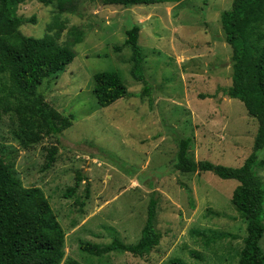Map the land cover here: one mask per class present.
<instances>
[{
    "label": "rangeland",
    "instance_id": "1",
    "mask_svg": "<svg viewBox=\"0 0 264 264\" xmlns=\"http://www.w3.org/2000/svg\"><path fill=\"white\" fill-rule=\"evenodd\" d=\"M232 1L122 8L102 0H76L72 13L36 0L16 6V16L35 19L18 28L22 36L48 35L59 45L76 38L72 62L37 89L50 108L73 118L72 125L59 137L25 150L12 139L13 120L0 117V145L13 163L14 177L22 187L42 191L63 230L60 264H167L172 259L237 264L246 237V221L230 202L237 182L173 167L176 139L190 138L187 153L193 162L237 168L252 151L257 122L241 102L223 93L231 86L232 53L219 16ZM133 24L140 26L138 44L153 88L150 97L140 96L142 86L130 76L129 48L113 51ZM103 71L116 72L131 96L99 107L92 94L93 75ZM3 82L0 74V96ZM57 141L55 163L45 169L46 151ZM258 156L264 157V149ZM79 171L86 180L64 198ZM257 174L264 183V169ZM86 183L89 196L84 200ZM153 192L158 194L155 228L161 238L150 253L110 252L96 258L79 250L82 242L135 244ZM261 248L264 252V235Z\"/></svg>",
    "mask_w": 264,
    "mask_h": 264
},
{
    "label": "trees",
    "instance_id": "2",
    "mask_svg": "<svg viewBox=\"0 0 264 264\" xmlns=\"http://www.w3.org/2000/svg\"><path fill=\"white\" fill-rule=\"evenodd\" d=\"M48 6L55 3L59 13H72L76 0H36ZM183 0H102L104 5L131 8L139 5L177 4ZM22 0H0V117L13 120L12 139L25 150L48 137H59L72 123V117L62 116L37 95L41 83L64 69L74 59V41L56 44L48 35L36 39L22 36L18 28L35 19L18 17L15 9ZM219 21L224 39L231 49V86L224 90L229 99L242 103L248 116L257 122L252 151L240 167L215 165L208 161L193 162L188 157L190 138L176 139L177 152L174 169L181 173H211L221 180H234L237 186L231 195V204L246 221V237L237 264H264L261 240L264 235V183L257 174L264 169V0H233L229 10L220 13ZM48 28H50L48 26ZM140 26L131 25L124 31L125 39L113 51L130 50V76L140 83L141 97H150L153 88L147 83L144 56L138 44ZM78 42V41H77ZM92 94L99 107H108L131 95L116 72L103 71L93 75ZM151 102V101H150ZM150 104V103H149ZM56 145L47 149L44 168L55 163ZM0 145V264H60L63 257L64 233L53 209L42 191L36 187L24 188L13 175V163L6 160ZM124 170V165L120 164ZM126 172V171H125ZM86 180L76 172L74 184L64 193L72 197L81 182ZM88 199L89 186L83 191ZM158 194L153 192L147 205L146 220L138 241L123 245L113 239L106 246L82 242L79 250L100 258L110 252H124L136 257L150 253L160 241L155 228ZM83 205V202L80 203ZM196 258V254H191ZM63 264H78L68 260ZM167 264H186L172 259Z\"/></svg>",
    "mask_w": 264,
    "mask_h": 264
}]
</instances>
